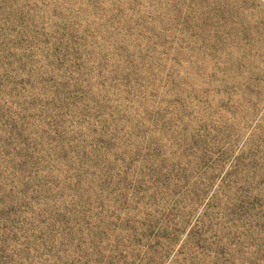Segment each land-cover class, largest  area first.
I'll use <instances>...</instances> for the list:
<instances>
[{
    "label": "rangeland",
    "instance_id": "1",
    "mask_svg": "<svg viewBox=\"0 0 264 264\" xmlns=\"http://www.w3.org/2000/svg\"><path fill=\"white\" fill-rule=\"evenodd\" d=\"M0 264H264V0H0Z\"/></svg>",
    "mask_w": 264,
    "mask_h": 264
}]
</instances>
